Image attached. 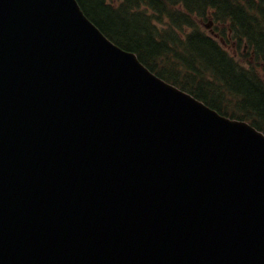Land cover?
Segmentation results:
<instances>
[{
  "label": "water",
  "instance_id": "obj_1",
  "mask_svg": "<svg viewBox=\"0 0 264 264\" xmlns=\"http://www.w3.org/2000/svg\"><path fill=\"white\" fill-rule=\"evenodd\" d=\"M0 264H264V132L78 0H0Z\"/></svg>",
  "mask_w": 264,
  "mask_h": 264
},
{
  "label": "trees",
  "instance_id": "obj_2",
  "mask_svg": "<svg viewBox=\"0 0 264 264\" xmlns=\"http://www.w3.org/2000/svg\"><path fill=\"white\" fill-rule=\"evenodd\" d=\"M79 2L113 41L137 52L157 74L189 90L221 113L247 119L264 131L262 85L248 79L245 72L235 66L229 55L210 38L193 35L180 38L171 32L162 34L149 14L136 10L145 5L161 16L169 15L174 23L179 24L178 18L182 13L179 4L187 14L211 7L222 14L232 9L228 0H121L118 5V0ZM187 22L191 20L184 19V23ZM253 40L255 44L262 42L259 48L264 49L263 37L255 36ZM261 56L264 57V52ZM226 92L238 99L234 103L235 109L231 108Z\"/></svg>",
  "mask_w": 264,
  "mask_h": 264
},
{
  "label": "flooded vegetation",
  "instance_id": "obj_3",
  "mask_svg": "<svg viewBox=\"0 0 264 264\" xmlns=\"http://www.w3.org/2000/svg\"><path fill=\"white\" fill-rule=\"evenodd\" d=\"M228 3L235 9H230V14L227 12L224 16L213 13L216 10L210 11L209 22L200 20L207 30L199 31L198 35L209 36L215 44L216 40L221 42L222 48L230 53L237 65L246 69L249 64L243 62V55L252 52L248 51L247 39L264 37V0H228ZM249 58L254 60V52Z\"/></svg>",
  "mask_w": 264,
  "mask_h": 264
},
{
  "label": "rangeland",
  "instance_id": "obj_4",
  "mask_svg": "<svg viewBox=\"0 0 264 264\" xmlns=\"http://www.w3.org/2000/svg\"><path fill=\"white\" fill-rule=\"evenodd\" d=\"M194 18V20H195V22L197 23V25L199 26V27H201V28H203L204 26L201 24V22H200V20H203L204 22H209V18H207V17H203V18H196V17H193ZM169 22H168V18H163V26L165 27V26H167V24H168ZM189 31H191V27H189V26H184L183 28H182V32L183 33H187V32H189ZM243 49H241V51H242ZM200 91H202L203 92V90L202 89H200ZM235 107H236V104H232V108L233 109H235Z\"/></svg>",
  "mask_w": 264,
  "mask_h": 264
}]
</instances>
